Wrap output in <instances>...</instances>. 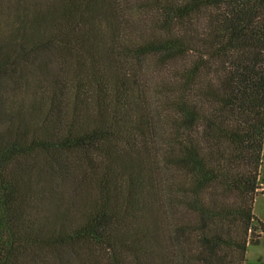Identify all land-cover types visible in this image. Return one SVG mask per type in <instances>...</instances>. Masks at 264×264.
Wrapping results in <instances>:
<instances>
[{
	"label": "trees",
	"instance_id": "16d2710c",
	"mask_svg": "<svg viewBox=\"0 0 264 264\" xmlns=\"http://www.w3.org/2000/svg\"><path fill=\"white\" fill-rule=\"evenodd\" d=\"M0 11L14 17L0 264H242L264 159V0Z\"/></svg>",
	"mask_w": 264,
	"mask_h": 264
},
{
	"label": "rangeland",
	"instance_id": "374dc122",
	"mask_svg": "<svg viewBox=\"0 0 264 264\" xmlns=\"http://www.w3.org/2000/svg\"><path fill=\"white\" fill-rule=\"evenodd\" d=\"M13 21L14 17L11 12L4 13L0 11L1 37L11 29L12 24L10 25V23H13ZM53 61L55 60L51 59V63ZM252 213L254 215L253 230L250 234L251 240L247 245L245 261L242 262V264H264V159L261 169L259 190L256 192L254 198Z\"/></svg>",
	"mask_w": 264,
	"mask_h": 264
}]
</instances>
